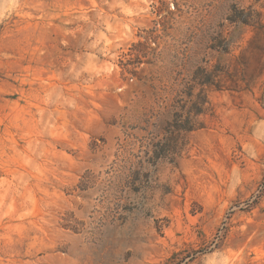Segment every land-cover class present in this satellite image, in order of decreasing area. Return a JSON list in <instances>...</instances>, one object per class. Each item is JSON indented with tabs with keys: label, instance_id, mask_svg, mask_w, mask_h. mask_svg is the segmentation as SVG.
<instances>
[{
	"label": "rangeland",
	"instance_id": "1",
	"mask_svg": "<svg viewBox=\"0 0 264 264\" xmlns=\"http://www.w3.org/2000/svg\"><path fill=\"white\" fill-rule=\"evenodd\" d=\"M0 264H264V0H0Z\"/></svg>",
	"mask_w": 264,
	"mask_h": 264
},
{
	"label": "trees",
	"instance_id": "2",
	"mask_svg": "<svg viewBox=\"0 0 264 264\" xmlns=\"http://www.w3.org/2000/svg\"><path fill=\"white\" fill-rule=\"evenodd\" d=\"M240 19L243 20L240 21L233 17L229 18L232 23L240 21L244 24H248L247 21L244 20L245 18H242V14ZM209 83L213 84L212 80L210 82L203 83L197 82L195 84V89H197V87L209 85ZM190 98L192 99L191 102H184L181 107L182 111L176 112L172 122L169 123L170 131L167 130L166 142H164V147L167 151H171L172 145L175 144L174 142L179 139L181 135L188 134L198 129L196 119L205 112V107L209 102L203 89H201L195 96L191 94Z\"/></svg>",
	"mask_w": 264,
	"mask_h": 264
}]
</instances>
